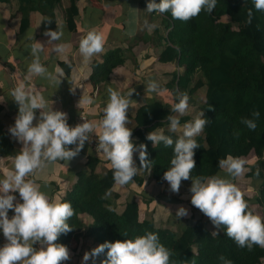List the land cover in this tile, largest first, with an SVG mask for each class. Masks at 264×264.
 <instances>
[{
    "label": "clouds",
    "instance_id": "obj_1",
    "mask_svg": "<svg viewBox=\"0 0 264 264\" xmlns=\"http://www.w3.org/2000/svg\"><path fill=\"white\" fill-rule=\"evenodd\" d=\"M256 11H264V0H253ZM217 0H149L146 11L159 14L171 13L174 20L188 22L198 17L201 12L212 13ZM254 19L253 10L247 12L246 23L251 25ZM50 22V20H48ZM149 31L158 27L157 24L145 22ZM44 35L49 37L47 43L60 41L64 36L62 29L47 30ZM104 38L95 30L89 31L79 43V52L85 62L93 56L103 53ZM67 45L59 43L54 48L58 54H63ZM44 45L36 42L31 45L30 54L33 57L27 67L29 74H34L49 85L61 84L64 76L63 69L57 67L55 72L41 63L40 54ZM71 91L75 93V88ZM135 90L126 95L112 87L107 89L108 102L104 109V118L97 124L85 121L72 127L68 124L66 112L54 110V102L49 103L39 91L26 88L22 83L10 93L11 98L18 105V114L15 123L8 131L11 137L20 142L23 147L15 157L14 171L5 178L0 179V230H2L6 243L0 246V264H62L71 259L70 249L63 244L56 243L61 234L74 231L68 221L75 215L70 202L57 203L53 201L42 188H50L45 182L38 185L33 180H26L38 171H43L48 165L57 161H71L84 148L86 142H91L93 134L98 140L96 151L102 153L109 161V168L113 172L114 187L126 186L133 182L138 169H150L152 161L147 158L145 144L134 145L132 129L127 127L130 99ZM146 93L162 91L155 80L146 84ZM189 96L187 93L178 95L177 103L171 107L170 114L166 116L169 133H180L174 140L164 130L157 128L146 135L153 147L163 144L166 148H173L171 167L164 172L162 179L169 185V190L178 194L182 181L192 179L189 189L191 204L209 218L215 227L211 236L216 237L219 230L226 229L227 237L231 238L239 248L252 251L254 247L264 249V217L257 214L255 206L244 198V193L237 183L251 171L250 161L243 156L228 154L218 161V167L224 173L212 176H198L193 178L191 173L196 168L194 159L195 150L200 148L196 137L200 136L206 125L210 122L204 111L190 121L181 125V118L188 114ZM91 97H83L78 102L92 104ZM36 110H39L37 117ZM208 110L214 111L209 105ZM260 118L259 111L252 112V118H242L241 123L250 130L257 128ZM35 121V123H34ZM101 131L97 134L96 129ZM236 138L239 133H235ZM74 146V147H70ZM139 153L141 167L134 161V153ZM260 169L256 167L255 175L259 177ZM19 193L20 200L13 193ZM111 194V190L107 193ZM9 210L14 215L9 217ZM189 215L188 209L179 206L175 216L179 219ZM126 235V234H125ZM38 245V247H36ZM106 252V259L101 264H186L185 261L173 259L177 254L165 247L159 235L147 232L134 239L104 242L85 252L81 264H88L91 260L95 264L96 258ZM221 264H233L225 255L218 256ZM191 264H196L195 260Z\"/></svg>",
    "mask_w": 264,
    "mask_h": 264
},
{
    "label": "trees",
    "instance_id": "obj_2",
    "mask_svg": "<svg viewBox=\"0 0 264 264\" xmlns=\"http://www.w3.org/2000/svg\"><path fill=\"white\" fill-rule=\"evenodd\" d=\"M17 1L19 30L23 31L29 26L33 12L53 16L55 5L61 0ZM67 1L64 10L67 27L71 31L75 29L78 7L77 0ZM148 2L149 0L138 1L140 27L130 39L131 42H138L136 37L140 40L147 28L146 21L157 24L155 30L163 45L158 53V61L172 62L178 67L162 87L172 90L173 101H178L180 93H187L189 103L196 104L198 112L204 111L205 117L210 120L201 135L196 137L200 148L195 150L196 168L191 173L192 177L220 173L218 161L228 154L254 157V164L248 165L251 171L245 176L259 182L253 201L260 206L261 216L264 217V11H256L253 0H217L212 13L201 12L198 17L182 22L174 20L170 12H147ZM155 2L159 3L160 0ZM249 9L254 14L251 25L245 22ZM132 48L130 45L115 47L106 53L102 62L94 61L91 74L93 81H104L114 68L123 65L127 53H132ZM64 66L69 73L70 66ZM202 88L205 91L204 97L197 102V91ZM173 104L151 101L139 106L133 115L128 111L126 113L128 121L131 120L134 126L132 138H136L138 145L147 146V158L152 161L150 178L158 184L164 181L163 174L171 167L173 148H166L163 144L153 147L146 135L168 125L165 118L173 114ZM209 105L215 110H208ZM3 110L4 107L0 104V114ZM253 111L260 112L254 131L241 123L242 118L251 119ZM5 119L6 117L0 116V156L16 157L20 150L6 134ZM187 120L188 117L184 116L181 123ZM164 132L174 140L177 138L168 130ZM237 132L238 138L234 136ZM97 162L98 159L93 156L88 158L87 172L76 174L72 189L62 201L70 202L75 210V215L68 221L75 230L61 234L57 243L68 247L71 236H77L82 228L84 236L96 244L95 248L104 242L134 239L147 232H154L159 235L160 242L165 247L177 254L173 259L185 261L186 264H191L192 260L196 264H221L218 260L221 254L232 260L233 264L264 263V249L254 247L252 251H248L246 248H239L227 237L223 227L218 236L213 237L212 231L200 220L182 219L175 225L172 223L160 226L152 217L142 218L134 198L124 202L118 200L119 194L112 189L114 180L111 169L102 174L96 173ZM137 164L141 166L139 158ZM256 167L260 169L259 177L255 175ZM133 179L137 184L142 183V178L137 175ZM109 190L110 195L107 194ZM80 213L90 217L88 225L80 221ZM106 252L107 250L96 258L95 264H101L106 259ZM62 264H67V261Z\"/></svg>",
    "mask_w": 264,
    "mask_h": 264
},
{
    "label": "crops",
    "instance_id": "obj_3",
    "mask_svg": "<svg viewBox=\"0 0 264 264\" xmlns=\"http://www.w3.org/2000/svg\"><path fill=\"white\" fill-rule=\"evenodd\" d=\"M138 1L77 0L78 14L75 16V29L71 31L68 29L66 23L64 9L67 6V2L64 0L55 5L53 16L44 15L37 11L33 12L30 16L29 26L23 31L19 30L20 14L17 11L18 1L9 0L8 2H0V104L4 107L0 116L1 118L6 117L4 122L5 131L16 148L21 151L23 145L12 138L8 131L9 127L14 125L18 114V105L11 98L10 93L22 83L26 88H34L36 91H39L49 100L50 104L53 101L54 110L66 112L68 115L67 122L72 127L75 126L76 120L82 111H85L86 121H93L97 124L102 121L104 109L108 102L107 89L109 87L119 91L122 95H126L132 89L135 90L130 97L133 100L132 107L130 106L127 110L131 115L134 114L139 106L147 102L160 101L164 104L173 103L172 90L163 88L162 85H166L172 71L178 70V67L172 62L158 61V53L162 48L154 47V53L151 54L147 51L150 48L148 41L147 45L142 47L140 51L139 47L141 43L146 42V38L152 32L147 28L142 34L141 43H131L133 44L132 54L135 55V58L139 56V58H136L134 66L125 61L123 65L114 68L104 81L96 82L92 79V63L94 61L102 62L109 50L119 46L125 47L124 43H129L130 39L137 34L138 27L136 26V21L139 18L140 12ZM119 5H123L128 10L124 19H122L123 16L121 17L119 12ZM123 26H125V29L122 31ZM57 28L63 30L64 36L60 41L47 43L50 38L45 36L44 32L47 30L55 31ZM92 30L97 31L103 36L105 42L104 51L101 54L93 56L88 62H85L79 52V43ZM152 33L156 37L158 36L156 30H153ZM36 42L44 45V51L40 54L41 63L51 72H55L57 67L63 69L64 76L59 87L49 85L46 80L27 72V67L33 59L30 54L31 45ZM59 43L67 45V50L63 54H58L54 51V48ZM161 46L163 47V45ZM150 58L153 61H149ZM64 65L70 66L69 73L66 72ZM149 80H155L159 83L162 89L159 94L146 93V84ZM72 87L75 88L74 94L71 91ZM83 97H91L94 102L92 104H82L78 108V102ZM198 113V109L195 108L192 115H186L188 117L187 121L193 120ZM36 114L38 117L39 110H36ZM185 122L181 123V125ZM128 123H132L126 125L132 129L134 127L133 122L130 120ZM159 128L168 130V125ZM100 131L101 129L98 127L96 129L97 134ZM173 134L175 137L180 135V133ZM132 140L134 145L138 146L136 138L133 137ZM91 156L98 159L96 173L102 174L110 169L108 166L109 161H107L103 154L93 153L85 144L82 151L71 161H57L54 164L48 165L43 171H38L25 179L33 180L38 185H43L47 182L50 188H42V190L46 191L53 201L61 203L66 197L67 192L72 189L76 180V174L78 172H87V161ZM134 156L135 164L140 168L141 166L137 164L139 153H134ZM254 162L255 160L249 165L254 164ZM14 163V156H0V179L5 178L10 172L14 171ZM137 176L142 178L141 184H137L133 179V182L123 187H114L113 184L112 189L120 197H126V200L134 198L141 210L142 218L146 217L147 214H149L148 217H152V213L155 215L160 213L163 215L162 219L171 221L177 218L179 221L185 219V217L179 219L175 216L179 206L188 209L189 214L191 213L189 209L195 208L191 204L192 194L189 191L192 180L182 181L179 193H185L184 197L178 198L169 190V185L165 180L158 184L151 179L149 169H138ZM13 195L17 197V201L20 200L18 192L13 193ZM126 200H123V202ZM256 212L259 213L258 211ZM259 214L262 215L261 213ZM78 217L83 224L88 225L90 223L88 215L80 213ZM152 218L158 223L156 216ZM2 238L3 233L0 230V241ZM95 246L96 244L92 239L84 236L82 228L77 233V236L74 235L70 238L68 248L71 252V259L67 261V264H81L84 253L90 252ZM88 264H92V261L89 260Z\"/></svg>",
    "mask_w": 264,
    "mask_h": 264
},
{
    "label": "rangeland",
    "instance_id": "obj_4",
    "mask_svg": "<svg viewBox=\"0 0 264 264\" xmlns=\"http://www.w3.org/2000/svg\"><path fill=\"white\" fill-rule=\"evenodd\" d=\"M65 2H67V4H68V1L67 0H64ZM127 8L126 7H124L123 5L121 6V5H119V12H120V14H121V17H122V19H124L125 17H126V15H127ZM125 22V21H124ZM136 26L137 27H140V19L138 18L137 19V21H136ZM125 29V26H123L122 27V31ZM155 30V29H154ZM152 32H153V30H152ZM151 32V34L146 38V42H144V43H141V40H142V37L140 38V40L138 39V37H136L137 38V40H138V42L137 43H141V46L139 47V49H140V51L142 50L141 48L142 47H145L146 45H147V41H148V45L150 46V48L149 49H147V51L148 52H150L151 54H153L154 53V47H160V48H162V46L160 45L159 46V38H157L156 36H155V34L154 33H152ZM133 42H135V40H133ZM133 42H131V40H130V42L129 43H133ZM128 42H125L124 43V45H126L125 47H129V45H130V47L131 46H133V45H131V44H129ZM136 58H139V56H136ZM136 58H135V55L134 54H132L131 52H128L127 53V59H126V62L128 63V64H130V65H132V66H134L135 64H136ZM149 61H153V59L152 58H150L149 59ZM150 65V64H149ZM173 65V64H172ZM129 72H130V70H129ZM169 77H170V75H169ZM170 79V78H169ZM204 94H205V91H204V89L202 88V89H199L198 91H197V97H198V99L196 98L195 100H197V102H200V100H202V98L204 97ZM178 101H173V103H177ZM195 108H196V104H191V103H189V110H188V114L187 115H192L193 114V112H194V110H195ZM84 113H85V111H83ZM94 137H95V135H93ZM95 138H97V137H95ZM249 157V156H248ZM247 156H245V158H247L249 161H250V164L251 163H253V160H255L254 159V157H249L248 158ZM134 158H135V156H134ZM263 158H264V154H263ZM263 161H264V159H263ZM220 174L221 175H223L224 173L222 172V170H221V172H220ZM235 183H237L238 185H239V187L241 188V190H242V192L244 193V198L246 199V200H248L249 202H250V204L251 205H253V206H255V211H258L259 213H261L262 211H261V208H260V206H258L254 201H253V198L255 197V195H257V193L255 192V190H256V188L258 187V180H256V179H254V178H246V177H243V178H241V179H239V180H236L235 181ZM254 189V190H253ZM185 193V192H184ZM184 193L182 194V193H178V194H176V193H174V196H176V197H178V198H181L183 195H184ZM254 193V194H253ZM184 197V196H183ZM127 198L126 197H124L123 198V196H119V200L120 201H122L123 202V200H126ZM184 201H187V200H184ZM190 211H191V213L188 215V216H186L185 217V219H191L192 221H196V220H200V221H202L203 222V224H205L206 225V227L209 229V230H211L212 232L213 231H215L216 229H215V227H214V225L211 223V221L209 220V218L208 217H206L202 212H200V210H198V209H196V208H190L189 209ZM149 216V214H147V216L146 217H148ZM152 217H154V216H156L157 217V222L161 225V226H164V225H166V224H171L172 225V223H174V225H175V222H178V219L177 218H175V219H172L171 221H168V220H165V219H162L163 218V215L162 214H160V213H157L156 215L155 214H153L152 213V215H151ZM162 219V220H161ZM264 264V263H263Z\"/></svg>",
    "mask_w": 264,
    "mask_h": 264
},
{
    "label": "built area",
    "instance_id": "obj_5",
    "mask_svg": "<svg viewBox=\"0 0 264 264\" xmlns=\"http://www.w3.org/2000/svg\"><path fill=\"white\" fill-rule=\"evenodd\" d=\"M84 120L86 121V115H85V113L82 111L81 114L79 115V117H78L77 120H76V124H75V126H76L77 124L83 123ZM85 144L91 149V151H92L93 153H95V154H99V155L102 154V153H98V152L96 151V148H97V146H98V140H97L94 136H93V139H92L91 142H86ZM19 202H22V201L19 200ZM12 215H14V211H13V210L10 211V213H9V217L11 218ZM5 243H6V240H5L4 236H3V238H2L1 241H0V246H3Z\"/></svg>",
    "mask_w": 264,
    "mask_h": 264
}]
</instances>
